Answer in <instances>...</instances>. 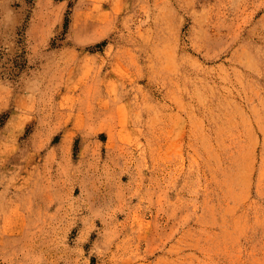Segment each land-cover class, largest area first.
Listing matches in <instances>:
<instances>
[{
	"label": "rangeland",
	"instance_id": "rangeland-1",
	"mask_svg": "<svg viewBox=\"0 0 264 264\" xmlns=\"http://www.w3.org/2000/svg\"><path fill=\"white\" fill-rule=\"evenodd\" d=\"M0 264H264V0H0Z\"/></svg>",
	"mask_w": 264,
	"mask_h": 264
}]
</instances>
